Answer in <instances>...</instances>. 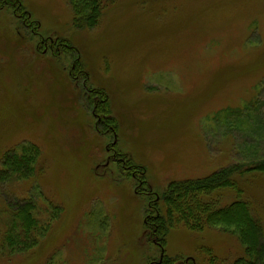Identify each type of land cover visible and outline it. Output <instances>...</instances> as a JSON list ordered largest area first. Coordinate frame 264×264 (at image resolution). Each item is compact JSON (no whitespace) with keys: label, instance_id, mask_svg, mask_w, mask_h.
Here are the masks:
<instances>
[{"label":"rangeland","instance_id":"rangeland-1","mask_svg":"<svg viewBox=\"0 0 264 264\" xmlns=\"http://www.w3.org/2000/svg\"><path fill=\"white\" fill-rule=\"evenodd\" d=\"M22 4L0 11V168L12 151L37 160L0 186V236L12 198L35 202L45 235L0 264L244 257L221 225L176 223L161 247L146 218L172 183L264 156V0H113L90 29L70 0ZM244 172L207 199L248 201L264 233V173Z\"/></svg>","mask_w":264,"mask_h":264},{"label":"trees","instance_id":"trees-1","mask_svg":"<svg viewBox=\"0 0 264 264\" xmlns=\"http://www.w3.org/2000/svg\"><path fill=\"white\" fill-rule=\"evenodd\" d=\"M111 1L113 2V0H70L76 26L89 29L97 26L103 9ZM7 7L19 12L23 8L22 0H0V11ZM252 159V162L233 165L204 179L172 183L162 197L163 208L157 211L158 215L153 219L155 224L150 223L152 214L146 218V224L154 226L152 232L160 234L152 233V238L164 247L170 227L176 223H184L192 230L221 225L225 231L238 234L245 245L246 255L234 264H264L263 227L261 221L254 216L250 203L238 199L226 207L219 208L214 201L207 199L217 190L235 187L237 182L233 176L237 173L242 174L244 171L264 173V156ZM36 160L37 156L29 148L22 154L16 151L7 153L0 168V186L14 183L15 180L30 179L35 172ZM247 166L249 168L245 169ZM14 177L16 179L13 180ZM5 203H7L5 212L9 221L5 232L0 236V253L4 254L5 248L9 249L10 253L33 249L38 245L41 235H45L42 224L35 216V202L12 198L5 199ZM175 260L166 257L160 264H175ZM193 264L198 263L193 262Z\"/></svg>","mask_w":264,"mask_h":264}]
</instances>
